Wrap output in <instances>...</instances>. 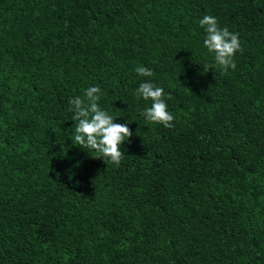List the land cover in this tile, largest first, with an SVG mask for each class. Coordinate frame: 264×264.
<instances>
[{
	"label": "trees",
	"instance_id": "trees-1",
	"mask_svg": "<svg viewBox=\"0 0 264 264\" xmlns=\"http://www.w3.org/2000/svg\"><path fill=\"white\" fill-rule=\"evenodd\" d=\"M204 15L238 34L227 74ZM92 86L119 167L72 143ZM0 264H264V0H0Z\"/></svg>",
	"mask_w": 264,
	"mask_h": 264
},
{
	"label": "clouds",
	"instance_id": "clouds-1",
	"mask_svg": "<svg viewBox=\"0 0 264 264\" xmlns=\"http://www.w3.org/2000/svg\"><path fill=\"white\" fill-rule=\"evenodd\" d=\"M199 25L206 34L203 45L213 58L212 64L200 63L203 71L206 73L209 69L217 67L222 74H227L229 69L235 70L234 57L237 52L243 51L238 34L230 32L227 27L221 28L217 18L211 15H204L199 20ZM135 72L145 78L154 76L153 71L144 66H137ZM135 94L137 98L151 101V106L141 113L146 121L162 125L164 128L174 127V116L168 110L162 87L156 86L149 79L140 83ZM101 96V89L92 86L85 90L83 99L77 96L68 101L71 105L69 110L74 113L71 119L76 122L71 140L73 145L94 152L95 159L119 167L124 156L121 146L129 141L133 133L128 127V122L116 123L114 121L117 117L114 118L101 109L98 103ZM171 98L169 95L168 99Z\"/></svg>",
	"mask_w": 264,
	"mask_h": 264
}]
</instances>
